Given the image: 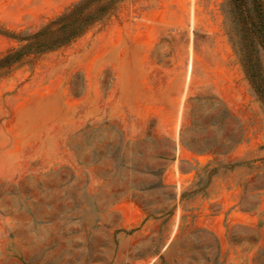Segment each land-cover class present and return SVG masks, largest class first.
I'll list each match as a JSON object with an SVG mask.
<instances>
[{
    "label": "rangeland",
    "instance_id": "1",
    "mask_svg": "<svg viewBox=\"0 0 264 264\" xmlns=\"http://www.w3.org/2000/svg\"><path fill=\"white\" fill-rule=\"evenodd\" d=\"M78 1L0 0V61ZM228 2L126 0L0 67V264H264V50Z\"/></svg>",
    "mask_w": 264,
    "mask_h": 264
},
{
    "label": "trees",
    "instance_id": "2",
    "mask_svg": "<svg viewBox=\"0 0 264 264\" xmlns=\"http://www.w3.org/2000/svg\"><path fill=\"white\" fill-rule=\"evenodd\" d=\"M124 1L126 0H79L27 39L28 44L20 51L8 52L0 61V67L12 68L29 54H42L73 42L111 16ZM227 4L232 7L235 16L242 22L245 37L248 39L251 36L256 37L264 50V0H229ZM231 17L234 16L226 13L227 21L231 20ZM229 35L233 39L232 31ZM249 48L247 45L245 59L242 60L243 70L254 94L264 103V76L257 61L252 58Z\"/></svg>",
    "mask_w": 264,
    "mask_h": 264
},
{
    "label": "crops",
    "instance_id": "3",
    "mask_svg": "<svg viewBox=\"0 0 264 264\" xmlns=\"http://www.w3.org/2000/svg\"><path fill=\"white\" fill-rule=\"evenodd\" d=\"M122 220H123V221H124V223H125V221H126L125 217H123V218H122Z\"/></svg>",
    "mask_w": 264,
    "mask_h": 264
}]
</instances>
